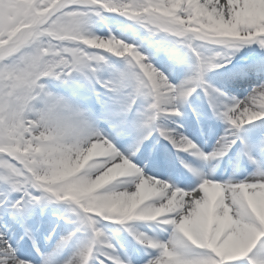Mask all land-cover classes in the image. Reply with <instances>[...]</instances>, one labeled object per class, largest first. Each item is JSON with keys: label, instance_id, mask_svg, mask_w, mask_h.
I'll return each mask as SVG.
<instances>
[{"label": "snow or ice", "instance_id": "1", "mask_svg": "<svg viewBox=\"0 0 264 264\" xmlns=\"http://www.w3.org/2000/svg\"><path fill=\"white\" fill-rule=\"evenodd\" d=\"M0 264H264V0H0Z\"/></svg>", "mask_w": 264, "mask_h": 264}]
</instances>
